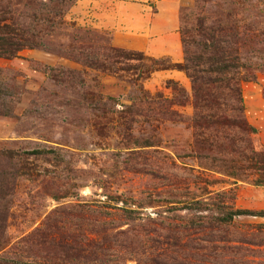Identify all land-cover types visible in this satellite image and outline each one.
<instances>
[{
	"label": "rangeland",
	"instance_id": "rangeland-1",
	"mask_svg": "<svg viewBox=\"0 0 264 264\" xmlns=\"http://www.w3.org/2000/svg\"><path fill=\"white\" fill-rule=\"evenodd\" d=\"M158 2L75 0L53 16L50 0H0V26L41 44L0 58V264H264V186L245 151L264 153V0H163V41L148 31ZM198 24L248 68L240 119L254 134L193 126L174 65L179 29L198 42ZM234 210L261 215L219 221Z\"/></svg>",
	"mask_w": 264,
	"mask_h": 264
},
{
	"label": "trees",
	"instance_id": "trees-1",
	"mask_svg": "<svg viewBox=\"0 0 264 264\" xmlns=\"http://www.w3.org/2000/svg\"><path fill=\"white\" fill-rule=\"evenodd\" d=\"M54 3L53 16L60 14L57 7L67 6L75 0H50ZM36 5V4H35ZM48 23L47 20H38V22ZM41 23V24H42ZM16 25V24H15ZM197 35L202 39L198 42H188L186 39V31L179 29L180 41L183 46V59L179 64H175L174 67L182 71L184 75L189 79L192 92L193 108L196 111L192 124L196 128L207 129L212 125L225 126L229 122L237 130L247 133L254 134V131L250 126H246L242 119H240L243 107L240 98L239 83L250 81V72L247 67H244L239 62V58L236 55L226 54L219 47L217 38L212 33L208 34V29L203 28L200 24L197 26ZM21 28V30L19 29ZM26 31L23 26L16 25L11 27L9 25L0 26V58H13L15 54L26 48L31 49L39 47L40 42H29L25 37ZM197 48V53H192L188 50V46ZM240 71H244V75L241 76ZM232 101L235 107L230 108L231 112L237 113L236 119L230 120L225 116V112L222 106L228 105ZM245 151L249 155L248 162L252 160L254 164H257L260 169V176L254 180L255 185L264 186V153L254 154L250 147H245ZM31 155L39 156L51 153V150H33L28 152ZM240 153V151H237ZM245 159V160H247ZM235 169V168H234ZM260 212H253L247 210H234L226 212L221 218H218L221 223L230 222L233 217L238 216H259ZM111 240L116 238L125 239L127 232L124 230H112ZM113 240V241H114ZM134 243V241L132 242ZM114 246V245H113ZM112 246V247H113ZM111 248V247H110ZM66 257L74 258L76 260L83 259L82 247L74 249L70 246L65 247ZM112 251V249H111ZM61 250L59 251V253ZM102 253H106L102 250ZM49 254V253H48ZM58 254L56 251L54 255ZM56 258V257H53ZM108 259L111 261L120 260L119 254H109ZM87 261V259H84ZM122 262V260H121ZM150 264H177L173 262V259L169 254L165 253L162 256H155L151 260Z\"/></svg>",
	"mask_w": 264,
	"mask_h": 264
},
{
	"label": "crops",
	"instance_id": "crops-1",
	"mask_svg": "<svg viewBox=\"0 0 264 264\" xmlns=\"http://www.w3.org/2000/svg\"><path fill=\"white\" fill-rule=\"evenodd\" d=\"M133 1L136 2V4L138 2H140V0H133ZM162 1L163 0H159V2H158L160 4V7L162 8L161 10H159V14H158L159 15L158 16L159 17V21L157 20L158 22H156L153 27L151 26V28H149L148 31H151L152 32L154 30L153 28H155V30H154L155 32H160V35H157V37H159L160 40L163 41L164 39L167 40V38H168L166 36L167 35L166 34V30L169 29V28H171V25L169 23V19L170 20H173V15H174L173 12L174 11L172 10V7H170V5H167L164 2H162ZM165 8H167V10ZM165 15H169L166 20L163 19L165 17ZM151 52H153V50Z\"/></svg>",
	"mask_w": 264,
	"mask_h": 264
}]
</instances>
